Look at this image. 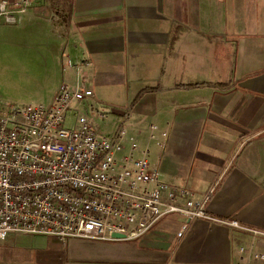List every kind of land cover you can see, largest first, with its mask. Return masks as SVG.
<instances>
[{
	"label": "crops",
	"instance_id": "0c3cea01",
	"mask_svg": "<svg viewBox=\"0 0 264 264\" xmlns=\"http://www.w3.org/2000/svg\"><path fill=\"white\" fill-rule=\"evenodd\" d=\"M218 1L210 22V0H34L18 24H0V44L30 53L52 83L45 104L81 84L127 108L113 121L135 155L146 145L160 180L208 194L213 218L169 213L135 239L9 233L0 264H235L249 235L228 222L264 231V0Z\"/></svg>",
	"mask_w": 264,
	"mask_h": 264
},
{
	"label": "built area",
	"instance_id": "2783aa9c",
	"mask_svg": "<svg viewBox=\"0 0 264 264\" xmlns=\"http://www.w3.org/2000/svg\"><path fill=\"white\" fill-rule=\"evenodd\" d=\"M33 4L0 0V24H18ZM111 113L123 120L128 109L94 99L81 84H61L49 104L0 105V241L9 233L44 235L61 243L135 239L169 213L213 219L205 210L208 194L195 196L186 186L160 180L148 164L147 146L136 156L137 140L121 125L109 134L98 131L94 119L105 121ZM68 115L72 126L64 127ZM151 128L148 140L156 139ZM228 224L249 235L246 245L233 246L235 264H263L264 249L256 243L264 240V231L235 220ZM186 226L181 224L177 236ZM111 232L124 237H111Z\"/></svg>",
	"mask_w": 264,
	"mask_h": 264
},
{
	"label": "rangeland",
	"instance_id": "374dc122",
	"mask_svg": "<svg viewBox=\"0 0 264 264\" xmlns=\"http://www.w3.org/2000/svg\"><path fill=\"white\" fill-rule=\"evenodd\" d=\"M213 1L210 0L208 5L210 22L216 18L218 11L222 7V5L217 7L219 1L217 3ZM225 1L229 3V0H224L223 2ZM220 4H222V0H220ZM15 50V46L7 43L0 44V105L9 107L23 104H45L48 102V96L45 91L52 89L50 87L52 83L49 84L41 78L42 74L39 69L30 66L33 62H36L30 53L23 51V49L21 51ZM113 118L118 119L115 113L109 114L106 122L94 119L93 125L102 134L112 133L117 128ZM63 125L64 127L72 126V117L70 115L65 117Z\"/></svg>",
	"mask_w": 264,
	"mask_h": 264
},
{
	"label": "water",
	"instance_id": "95a60500",
	"mask_svg": "<svg viewBox=\"0 0 264 264\" xmlns=\"http://www.w3.org/2000/svg\"><path fill=\"white\" fill-rule=\"evenodd\" d=\"M110 236H111V237H114V238H123V237H124L123 234L116 233V232H111V233H110Z\"/></svg>",
	"mask_w": 264,
	"mask_h": 264
}]
</instances>
